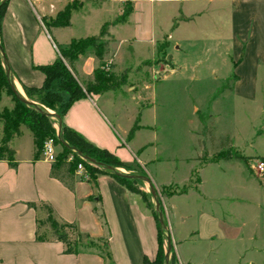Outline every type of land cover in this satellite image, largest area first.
I'll return each instance as SVG.
<instances>
[{
	"label": "crops",
	"instance_id": "crops-1",
	"mask_svg": "<svg viewBox=\"0 0 264 264\" xmlns=\"http://www.w3.org/2000/svg\"><path fill=\"white\" fill-rule=\"evenodd\" d=\"M71 1L8 0L1 33L16 90L24 96L23 86L40 87L44 75L36 67L60 56L57 44L97 35L103 23L119 17L129 1L132 10L126 19L108 28L103 57L104 64H111L118 73L129 70L126 83L75 100L62 116V124L126 164L116 169L147 174L167 204L178 197L189 200V209H173L175 227L167 221L176 256L172 264H264V172L256 168L259 160L264 161V0H220L230 1V36L221 38H230L233 81L226 96L235 98L249 124L240 132L232 129L231 121L225 133L233 150L244 159L208 163H201L198 130L193 132V154L165 159L158 156V150L148 153V148L159 146L156 141L136 143L140 132L156 131L155 125L142 122L141 110L137 116H128V92L140 97L141 109L154 104L150 102L153 82L145 81L139 90L128 86L129 68L134 66L121 57L128 55V29L133 31L131 45L142 39L151 45L150 56L136 66L153 60L154 43L163 34L160 24L155 23L156 12L165 2L184 0H75L80 4L72 10L69 26L46 28L42 19L54 17ZM224 61L229 62L226 57ZM97 65L95 55L89 52L74 62L80 77L91 75ZM144 101L148 103L142 106ZM136 119L138 128L128 138ZM2 129L0 121V139ZM9 146L14 150L13 159H0V264H144L146 257H155L158 228L154 208L147 204L152 199L145 182H133L138 189L134 191L109 174L90 177L74 170L69 187L51 176L50 161L41 154L35 156L28 129L22 128ZM165 160L175 169L178 165L188 167L180 184L174 180L158 182L156 174L149 171V165L155 169ZM171 185L175 193L165 191ZM184 187L186 191L179 193ZM40 202L51 205L60 219L75 224L77 233L88 236L78 243L76 251L66 253L64 243L51 237L36 239L37 222L45 217Z\"/></svg>",
	"mask_w": 264,
	"mask_h": 264
},
{
	"label": "rangeland",
	"instance_id": "rangeland-1",
	"mask_svg": "<svg viewBox=\"0 0 264 264\" xmlns=\"http://www.w3.org/2000/svg\"><path fill=\"white\" fill-rule=\"evenodd\" d=\"M221 1L213 0L210 4L205 0L163 3L160 12H156L155 15V23L160 24L163 34L154 43V59L142 62L138 66H136L138 62L150 56V41L142 39L131 45L130 37L133 31L128 29V55L123 52L121 55L122 60L128 63V66H134L129 68L131 69V81L128 86H135L133 89L139 90L140 86L146 84L145 81L154 83L150 95V102L154 103L151 108L141 109L140 97H132L129 92L127 104L128 116L131 114L137 116L138 111L141 110L143 112L142 122L155 125L157 128L156 131L143 130L136 140V143L149 141L159 143L157 148H148L150 154L158 150L156 152L158 156L165 159L189 156L194 153L193 132L198 130L199 143L197 142V146L201 163L214 160L216 158L214 148L219 141L211 143L204 127L212 129L216 137H221L227 135L225 133L230 129L231 121H233L232 129L240 132L249 124L235 98L226 96L233 81L232 62L229 61L230 38H224L223 41L221 38L230 36V1L222 3ZM125 47H127L126 42L122 48L125 49ZM88 52L94 54L91 49ZM223 56L229 62L225 63ZM104 66L105 69H110L112 75L118 74V70L110 68L108 63ZM73 75L81 83L82 77L74 72ZM225 83L226 86H222ZM24 97L27 98L26 94ZM148 101H144L142 106ZM13 105L11 96L2 92L0 111L4 107L11 109ZM47 110L53 112L51 109L47 108ZM53 121V126L57 130V122L55 119ZM252 122L256 121L250 123ZM133 144L130 143L129 146L133 147ZM57 149L60 147L58 146ZM175 168L171 162L166 160L157 165L155 169L148 166L149 171L153 175L156 174L158 182L166 183L174 180L180 184L187 175L188 167L178 165L177 169ZM135 174H142V172L136 171ZM194 181L195 178L190 182ZM140 182L146 183L145 186L155 210V202L148 183L143 180ZM174 190L176 189L171 185L165 191ZM157 191L164 220L175 227L177 218L173 209L187 210L192 205L189 200L179 197L167 204L159 189ZM168 206H171L169 217ZM168 222L167 231L171 236ZM164 234L166 236L165 231ZM84 243L87 244L86 241ZM165 248L166 240H164Z\"/></svg>",
	"mask_w": 264,
	"mask_h": 264
},
{
	"label": "trees",
	"instance_id": "trees-1",
	"mask_svg": "<svg viewBox=\"0 0 264 264\" xmlns=\"http://www.w3.org/2000/svg\"><path fill=\"white\" fill-rule=\"evenodd\" d=\"M1 1V0H0ZM80 3L71 1L67 3L56 15L52 18L44 17L42 20L46 28L50 27H66L70 25V17L72 10L77 8ZM8 5V0H4L0 5V45L4 51V43L2 40L1 26L2 20ZM122 14L114 19L103 23L97 35H92L84 38H74L68 44H57L60 56L52 63L39 65L36 68L44 75V81L40 87L23 86L27 99L36 103V105H28L20 100L11 87V80L6 72L4 59L0 52V95L2 92L10 95L14 105L11 109L4 107L0 111V121L3 124L2 136L0 139V159L11 161L14 157V150L9 146L10 140L19 136L22 128L28 129L33 136L34 145L36 148L35 156L41 154L43 144L48 138H52L55 146H59L55 161L51 162L50 174L58 178L62 182L72 187L70 179L74 174V170L79 162L85 166L86 172L90 177H95L98 173L109 174L117 179L122 184L126 185L129 189L138 191L137 188L132 186L133 182L139 181L121 177L112 174L105 168L97 167L84 158L80 157L77 153L73 152L69 147L65 146L59 140V135L64 142L70 147H73L83 155L88 156L98 162L112 167H124L126 164L120 161L115 155L106 149H102L88 141L84 136L75 130L61 125L60 133L53 126V120L57 119L45 113L47 108L62 119L64 113L68 110L71 104L87 94L103 93L108 90L116 89L126 83L127 72L124 69L116 75L105 69L103 61L104 54L107 50V40L104 39L108 36V28L111 24L122 22L126 19L127 15L132 10V6L128 4L124 6ZM91 49L98 60V65L94 68L91 75L81 78V83L73 75L75 72L74 62L80 55H84ZM5 54V51H4ZM6 56V55H5ZM111 68V64L109 65ZM40 109L44 112H41ZM138 128V119L135 120L131 127L128 138H131ZM211 143L219 141L215 149V159H244V157L236 153L232 146L229 135L216 137L212 129L207 126L204 127ZM199 143V140H198ZM212 160L204 163L211 162ZM142 175H145L142 172ZM186 191V187L182 188L179 193ZM171 191L169 193H175ZM145 196V195H144ZM147 204L153 207L149 201ZM36 207L35 203H32ZM40 208L44 210L45 217L38 220L36 226V239L40 241L48 240L49 237L64 243L65 252L72 253L76 251L79 242L88 239V236H83L76 232V226L73 223L66 222L58 217L51 205L46 202H40ZM154 216L157 222V251L153 259L145 258L144 264H165V249L164 240L166 236L162 229L158 216L154 210ZM46 232H49L47 234ZM49 235V236H48ZM176 260L174 249L172 248L169 264Z\"/></svg>",
	"mask_w": 264,
	"mask_h": 264
},
{
	"label": "water",
	"instance_id": "water-1",
	"mask_svg": "<svg viewBox=\"0 0 264 264\" xmlns=\"http://www.w3.org/2000/svg\"><path fill=\"white\" fill-rule=\"evenodd\" d=\"M3 1L4 0L0 1V5L3 3ZM0 52H1L2 57L4 59V63L6 66V72H7L8 76L10 77V80H11V87H12L13 91L16 93L17 97L28 105H36L35 102L28 100L26 97L21 95L16 90V88L14 87V84L12 82V75H11L10 69L8 67L7 59H6V56L4 54V51H3V48L1 45H0ZM40 111L44 112L41 109H40ZM45 113H47V114H49L52 117L57 119V132L59 134L60 130H61V125H62L60 118L54 112H50L47 110V112H45ZM59 140L61 141L62 144L69 147L73 152L77 153L80 157L84 158L85 160H87L88 162H90L91 164H93L97 167L105 168V169L109 170L112 174L117 175V176L126 177L129 179H134V180H139V181L143 180V181H146L148 183L150 193L152 194L154 202H155V212L158 216V221H159L162 229L166 232L165 264H169V257H170L171 250L173 248L172 238L170 236V233H168V231H167V222L164 220L161 201H160V198L158 197V191H157L156 187L154 186L150 177L147 174L142 175V174H135V173H126V172L120 171V170H118L115 167H112L110 165H105L101 162H98V161L88 157V156L83 155L81 152L77 151L73 147L68 146L66 144V142L63 141V139L61 138L60 135H59Z\"/></svg>",
	"mask_w": 264,
	"mask_h": 264
},
{
	"label": "built area",
	"instance_id": "built-area-1",
	"mask_svg": "<svg viewBox=\"0 0 264 264\" xmlns=\"http://www.w3.org/2000/svg\"><path fill=\"white\" fill-rule=\"evenodd\" d=\"M41 155L44 159L53 162L55 161L56 155H57V150H56V146L53 142L52 138H48L46 139V141L43 144V148L41 151ZM256 168L259 172H264V161L263 160H259L256 164ZM76 172L80 173V174H86V169L85 166L82 162H79L76 166Z\"/></svg>",
	"mask_w": 264,
	"mask_h": 264
}]
</instances>
